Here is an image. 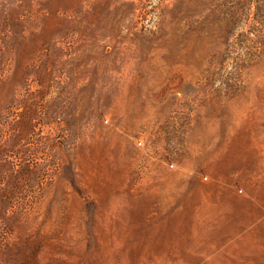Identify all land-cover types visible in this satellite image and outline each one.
<instances>
[{"label": "rangeland", "instance_id": "374dc122", "mask_svg": "<svg viewBox=\"0 0 264 264\" xmlns=\"http://www.w3.org/2000/svg\"><path fill=\"white\" fill-rule=\"evenodd\" d=\"M0 264H264V0H0Z\"/></svg>", "mask_w": 264, "mask_h": 264}]
</instances>
